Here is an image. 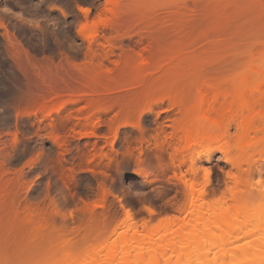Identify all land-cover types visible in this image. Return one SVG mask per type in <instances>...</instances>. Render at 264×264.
<instances>
[{
    "label": "rangeland",
    "instance_id": "1",
    "mask_svg": "<svg viewBox=\"0 0 264 264\" xmlns=\"http://www.w3.org/2000/svg\"><path fill=\"white\" fill-rule=\"evenodd\" d=\"M112 13L121 14L120 25L105 32L99 22ZM0 14L19 48L6 43L0 28V264H34V255L46 258L57 240L105 234L124 219L122 207L163 235L131 249L125 264H143L160 250L170 257L160 264L264 260V176L236 189L254 194L238 213L218 143L177 152L167 146L178 116L168 99L194 105L204 81L222 84L228 73L214 67L264 39V0H0ZM95 27L91 44L76 34L82 28L89 37ZM259 140L238 154L260 160L264 135ZM191 156L200 167L192 191L205 200L170 226L182 218L185 202L177 165L183 159L188 165ZM101 200L104 208L93 209ZM249 215L259 227L238 224ZM121 232L109 248L139 239L129 232L126 242H116Z\"/></svg>",
    "mask_w": 264,
    "mask_h": 264
},
{
    "label": "bare ground",
    "instance_id": "2",
    "mask_svg": "<svg viewBox=\"0 0 264 264\" xmlns=\"http://www.w3.org/2000/svg\"><path fill=\"white\" fill-rule=\"evenodd\" d=\"M75 8L77 11L84 14L88 13L87 9H83L79 6ZM60 13L63 16L66 15L61 10ZM110 17L111 19H108V21L106 20L104 23L100 20L99 24L101 23L104 30L109 29L110 32H112L119 27L122 16L121 14L112 13ZM4 18L5 17L0 14V28L4 31V35H2L6 39V43L13 48V50L17 51L19 49L18 45L14 37L8 33ZM84 31L85 30L80 28L76 31V34L91 44L94 38L97 37L96 27L93 35L89 37ZM256 41L257 42L246 51L244 50L245 52L239 56L241 58L237 56V58H234L236 61L233 60V62H230L226 66L214 67V69L219 71L217 74H220L221 71L228 73L227 78L225 74V79L222 84H211V82L210 84H206L209 82L207 80L206 82L204 81L203 85H205H202L203 88L197 90L198 95L194 105L186 104V101L179 97L168 99V110H173L174 108L178 109V116L173 120L174 134L167 142L168 148L177 152L180 149H189L191 145L199 146L205 140L218 143L217 149L223 156L224 162L229 166L227 172H224V178L230 184L227 188V192L231 197V207L238 213H242L248 208L254 194L251 192V189L238 190L235 192L236 189L248 182H252L254 177L260 179L264 176V160H262L264 157L256 161L251 160L248 155L241 156L238 154V152H241L243 146L251 140L252 142H250L249 147L252 149L255 148L260 142L259 137L264 135V39ZM143 66H146V64L143 63ZM160 70L155 69V71ZM216 70L214 71L216 72ZM136 72H139V69ZM140 73L141 72L138 74ZM152 73H154V70L148 72L149 75H152ZM219 79L216 81H220ZM222 80L223 78L221 81ZM166 97L167 94L165 93L157 99H154L162 102ZM226 119L227 124L219 128V125ZM136 127L138 128V124H136ZM231 129L234 130V136H231ZM157 131L158 135L165 134L161 125H159ZM213 132H216V134ZM233 137L235 144L232 148H228L227 142L230 141V143H232L233 141L231 142V138ZM158 154L163 156L162 151H159ZM188 162L189 164L187 165L186 161L183 159L179 161L177 165V170L182 177V184L185 191V202L183 208L179 210V215H181V217L188 209L196 207L199 198L201 201L204 199L203 196H197L192 191L195 177L200 169L199 157L196 158L195 156H191ZM185 165L187 166V170L185 174H183L182 167ZM202 171L206 177L209 176L210 170L204 169ZM186 175H188V179ZM260 183L257 184L259 185ZM103 204V200H101L95 203L92 208L102 209L104 208ZM122 210L124 215L122 222L111 227V229L108 228L105 234L101 233L102 230H100V234L99 230H95L93 236L92 232L90 235L89 233L87 235L84 234L85 237L83 236L81 240L71 241L67 244L64 243V246L62 245L63 242L61 243L57 240L59 245L56 243L57 245H55V248L50 246L54 250L50 251L51 254L46 256V258L44 256V258L39 259L40 257L38 258V255H34V258L38 259H34V264H125L129 258L131 249L139 250L142 244L152 243V241H155V238L156 241H160L163 238V235L159 236V229L153 226L151 221L143 222L138 225L133 221L128 211H125L123 207ZM147 213L150 215L152 212L147 210ZM253 216L254 213L252 214V217ZM252 217L250 218L249 215L244 218L243 222L241 221L238 224L242 226L250 224V226L259 227L260 222H254V219L251 220ZM180 222H184V216L169 222V224L170 226L178 225ZM201 224L208 225L210 223H195V225ZM119 230H122V232L117 237L116 242H126V237L129 232L139 237V239L132 245H123L120 248L116 245L109 248L107 246L108 243L116 236ZM67 241L68 239L66 242ZM89 243H93V245L84 249ZM113 243L115 244V242ZM53 244H55V242ZM102 245L105 246L102 249L104 253L101 250L96 252L88 251L92 247L99 248ZM169 260L170 257H167L165 251L160 250L159 252L152 253L143 264H160L169 262ZM263 263V259L256 262V264Z\"/></svg>",
    "mask_w": 264,
    "mask_h": 264
}]
</instances>
